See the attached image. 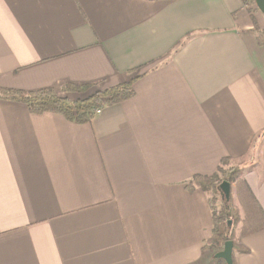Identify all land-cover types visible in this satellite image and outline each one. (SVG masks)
<instances>
[{
    "label": "crops",
    "instance_id": "1",
    "mask_svg": "<svg viewBox=\"0 0 264 264\" xmlns=\"http://www.w3.org/2000/svg\"><path fill=\"white\" fill-rule=\"evenodd\" d=\"M252 10L0 0V89L132 88L88 123L0 98V264H219L211 195L191 182L222 166L243 169L264 220V16ZM236 242L233 264H264V223Z\"/></svg>",
    "mask_w": 264,
    "mask_h": 264
},
{
    "label": "trees",
    "instance_id": "2",
    "mask_svg": "<svg viewBox=\"0 0 264 264\" xmlns=\"http://www.w3.org/2000/svg\"><path fill=\"white\" fill-rule=\"evenodd\" d=\"M242 2L246 3V0H242ZM91 86L90 84H67L61 87L60 91L62 93L80 95L76 98L62 95L52 87L32 91L0 89V98L22 102L34 114L55 113L76 123H88L93 118L96 110L132 95L131 83L128 82L104 90H97L88 96L82 97L81 95L85 94ZM242 173L243 169L240 167L233 166L224 170L219 167L217 173L207 177L195 176L191 182L211 195L210 203L215 197L221 200L218 188L223 180L228 181L230 184L229 204L226 205L220 201L219 211L211 208L213 227L209 243L217 252L223 249L226 241L232 242V250L242 249L241 245L236 242L239 234L248 232L249 229L258 228L264 223L262 211L256 205L254 198L251 197L246 184L240 180ZM233 190L236 191V196L243 206L241 217H239L238 208L232 204ZM232 217L233 221L230 220ZM254 220H256L255 225L252 223ZM238 225H242V227L236 236L234 227L236 228ZM221 261L223 262V260L218 259L219 264Z\"/></svg>",
    "mask_w": 264,
    "mask_h": 264
},
{
    "label": "water",
    "instance_id": "3",
    "mask_svg": "<svg viewBox=\"0 0 264 264\" xmlns=\"http://www.w3.org/2000/svg\"><path fill=\"white\" fill-rule=\"evenodd\" d=\"M257 9L262 13L264 16V0H253ZM219 193L222 200H225V202L229 201L230 197V184L228 181L223 180L219 184ZM215 258H219L225 261L226 264H233L232 263V242L226 241L224 243L223 249L218 251L215 254Z\"/></svg>",
    "mask_w": 264,
    "mask_h": 264
},
{
    "label": "rangeland",
    "instance_id": "4",
    "mask_svg": "<svg viewBox=\"0 0 264 264\" xmlns=\"http://www.w3.org/2000/svg\"><path fill=\"white\" fill-rule=\"evenodd\" d=\"M243 4L248 6L250 9H253L254 11L258 10L255 7L256 5H255L253 0H246V3H243ZM74 97H75V95H74ZM232 167L233 166H224V167L222 166L221 169L224 170V169L232 168ZM235 167H238V166H235ZM220 201H222L223 203H225L227 205L230 202V197H229V201L228 202H225V200H222V199L220 200L218 197H215L213 199V201L210 203L211 204V208L215 209L216 211H219L220 207H221V202ZM232 204H234L238 208V214H239V217H241L243 215V206H242V203H240V201L238 200L237 196L235 195V190H234V193H233V196H232ZM230 220L233 221V217ZM239 231H240L239 225L236 228L234 227V232H235L236 236L239 234ZM220 264H221V262H220ZM222 264H225V262L223 261Z\"/></svg>",
    "mask_w": 264,
    "mask_h": 264
},
{
    "label": "built area",
    "instance_id": "5",
    "mask_svg": "<svg viewBox=\"0 0 264 264\" xmlns=\"http://www.w3.org/2000/svg\"><path fill=\"white\" fill-rule=\"evenodd\" d=\"M98 112H99V110H96V111H95V114L98 113Z\"/></svg>",
    "mask_w": 264,
    "mask_h": 264
}]
</instances>
